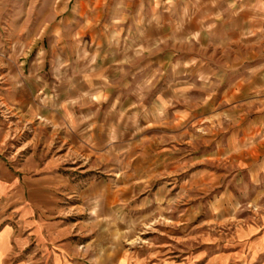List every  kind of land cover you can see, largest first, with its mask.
Wrapping results in <instances>:
<instances>
[{"label":"rangeland","instance_id":"rangeland-1","mask_svg":"<svg viewBox=\"0 0 264 264\" xmlns=\"http://www.w3.org/2000/svg\"><path fill=\"white\" fill-rule=\"evenodd\" d=\"M119 2L113 0L110 15ZM155 2L157 25L170 9L172 34L168 45L163 30L156 31V57L163 58L145 93L176 98L161 115L126 122L119 147L87 150L71 148L73 138L41 117L71 109L63 99L74 90L81 52L94 54L99 43L114 51L132 38L110 29V36L86 37L74 49L69 33L84 23L67 19L81 9L78 0H0V162L33 181L43 173L67 179L48 216L62 230L92 238L99 263L110 256L109 264H260L249 259L264 217V151L254 147L259 103L248 106L242 95L248 48L236 44L222 54L209 36L201 41L196 32L213 29L212 0ZM96 8L89 24L105 32L100 27L111 19L97 18ZM27 197L41 201L35 190ZM42 215L34 212L29 221ZM32 242L28 264L37 256ZM13 256L11 264L24 263Z\"/></svg>","mask_w":264,"mask_h":264},{"label":"crops","instance_id":"crops-1","mask_svg":"<svg viewBox=\"0 0 264 264\" xmlns=\"http://www.w3.org/2000/svg\"><path fill=\"white\" fill-rule=\"evenodd\" d=\"M78 1L81 9L75 10L73 20L67 19L70 24L72 21L84 23L80 29V25H77L76 30L69 33L73 36L69 38L74 40V49L81 48L82 43H78L80 41L85 45L86 37L110 36V29L116 30V37L132 39L114 51L101 50L99 43L94 54H88L86 50L81 52L82 54L78 55L80 60H77L74 67V78L70 80L74 90L63 99L69 103L71 109H62L56 114L44 113L41 119L53 128L64 129L75 142L70 145L71 148H116L119 145L115 144L123 141L126 122L129 123L127 126H130L134 123L133 119L135 124L140 123V116L161 115V111L168 110L176 98L177 94L173 96L171 92L156 96L145 93L151 80L155 84L156 60L163 58L162 55L156 57L157 49L161 47L157 44L156 31L163 30L165 43L168 44L166 36L171 39L170 9L167 13L164 10L163 19L159 18L157 25L156 0H121L114 15L109 14V6L113 4V0ZM144 2L151 7L147 12L140 7ZM212 5L215 6L212 16L213 29L208 31L202 28L196 33L202 36L201 41L209 36L211 43L222 54L229 52L236 44L248 48L243 59V67L247 72L242 83L245 86L242 95L248 106L259 103L261 121L254 130L256 134L259 133V141L254 147L264 151V0H212ZM97 6V18H110L112 22L100 27V30L105 28V32L98 31L100 25L89 24V18L95 17ZM202 19L201 23L205 25L208 17ZM166 28L170 30L167 34ZM180 33V37H183ZM87 43L91 44V41ZM168 51L170 52L169 48ZM77 53H80V50ZM234 93L236 91H232L231 95L236 98ZM180 96L184 97L185 92H181ZM149 99L154 100L155 104L148 102ZM156 110L160 113H156ZM118 133L119 137L116 136ZM110 142L112 143L109 144ZM262 163L264 164V161ZM32 181L26 174H13L5 163L0 162V264H11L10 259L15 257L13 255L19 256V261H24L21 264H28L31 240L36 246L35 264H109L112 260L110 256H106V262L99 263V257L94 258L91 255L92 238L76 237L74 228L64 231L53 216H48V209L55 210V194L61 182L68 185L67 179L56 173H43L34 180L35 182ZM34 190L36 195L39 193L41 196V201L36 204H32L27 197ZM124 191L121 190L122 195ZM117 193L118 191L114 195L117 196ZM90 195L91 191L87 196ZM40 211L43 213L41 217L29 221L34 212ZM14 213L18 217L17 220L13 219ZM257 230H260V236L251 243L253 246L249 259H258L260 264H264V217ZM253 233L255 232H251ZM75 239L79 241L76 243Z\"/></svg>","mask_w":264,"mask_h":264}]
</instances>
